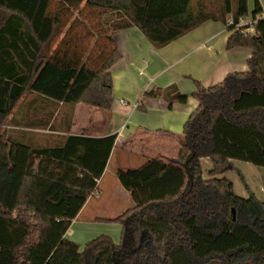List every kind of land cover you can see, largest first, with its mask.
Segmentation results:
<instances>
[{"label": "trees", "instance_id": "1", "mask_svg": "<svg viewBox=\"0 0 264 264\" xmlns=\"http://www.w3.org/2000/svg\"><path fill=\"white\" fill-rule=\"evenodd\" d=\"M49 1L31 0L30 10L0 0L14 11L0 27V125L28 91L110 110V68L121 59L112 34L120 29L136 26L160 48L207 20L242 30L236 25L248 15L247 0H217L214 7L209 0H62L68 5L64 18L47 13ZM262 11L255 0L253 30L243 34L254 46L248 72L228 73L208 89L192 79L197 106L183 125L177 158L117 169L133 201L109 219L122 226L117 243L101 234L80 250L64 237L97 190L115 133L69 134L53 147H31L0 133V264H264V202L252 193L237 195L229 179L218 177L235 168L231 160L264 168V74L257 68L259 58L264 63ZM31 30L37 39H28ZM103 30L111 48L90 58L75 41ZM59 34L62 40L48 55L46 46ZM143 96L169 106L187 100L175 84ZM204 156L212 164L208 179L202 178Z\"/></svg>", "mask_w": 264, "mask_h": 264}, {"label": "crops", "instance_id": "2", "mask_svg": "<svg viewBox=\"0 0 264 264\" xmlns=\"http://www.w3.org/2000/svg\"><path fill=\"white\" fill-rule=\"evenodd\" d=\"M9 1L14 8L31 10V0ZM258 1L263 11L257 18H261L264 17V0ZM254 2L247 0L250 18H243V22L252 20ZM67 6L65 1L50 0L47 13L59 12L66 18ZM82 6L76 9V15ZM13 14L14 11L0 3V27ZM22 22L27 21H16ZM252 30H230L219 21L207 20L156 48L136 26L123 28L112 34L121 59L110 68L114 97L110 110L82 102H58L32 91L19 99L9 115V125H0V133L9 126L8 137L11 140L31 147H53L63 145L69 134L89 137L116 134L105 169L97 181L96 193L87 198L71 221L64 234L66 239L78 244L80 250L87 241L101 234L109 235L115 243L120 241L122 226L109 219L131 207L133 201L130 193L119 183L117 169L137 168L149 159L167 163L177 158L180 149L178 138L182 136L189 114L197 106L191 96L195 90L192 79L208 89L222 83L228 73L248 72L254 46L245 41L243 34ZM30 38L37 39L32 30ZM61 40L62 34L53 37L45 48L46 53L51 55ZM257 68L264 74L261 58ZM170 84H175L180 93L187 96L184 103L175 102L169 106L163 98L143 96L152 88ZM231 162L240 179H229L226 172L218 177L229 179L234 191L237 186V195L248 197L252 193L264 202V198L259 197L251 186L255 179H261V184H264V168L244 161ZM200 163L202 178L208 179V171L212 168L210 159L201 157ZM261 188L264 195V187Z\"/></svg>", "mask_w": 264, "mask_h": 264}, {"label": "rangeland", "instance_id": "3", "mask_svg": "<svg viewBox=\"0 0 264 264\" xmlns=\"http://www.w3.org/2000/svg\"><path fill=\"white\" fill-rule=\"evenodd\" d=\"M217 3H218L217 0H209L208 1V6L214 7V6L217 5ZM75 11L76 10H74V13H75ZM86 12H87V9L85 8L83 10V14L86 13ZM249 15L250 14L248 12V15L246 16V18H250ZM87 23H89V22L87 21ZM87 23L86 22H83V25L78 26L76 28V30H78L77 32H78L79 35L80 34L83 35V33H84V25L86 26ZM73 31H75V29ZM97 35L99 37H97L96 35L92 36V35L86 34L82 40H78L77 39L75 41V43L79 44L78 47L79 48L82 47V50H84L86 52V54H88L90 56V58L91 57H95L100 52H102V55H104L111 48V44H110L109 40L106 38V32H105V30L100 31L99 33H97ZM103 46H105L104 49H103ZM112 99H113L112 100V104H113V101H114L113 94H112ZM124 101L126 103V100H124ZM8 118H9V116H8ZM8 118H7L6 122H5V124L7 123V125H9V123H8L9 119ZM118 125H119V123H118ZM2 134H4L5 137L6 136L8 137V134H9V126H6V128L4 129V131H3ZM226 176L229 179H236V178H239L240 179V176H239V174H238V172H237L236 169L227 170L226 171ZM254 177L256 178V176H254ZM208 178H209V176H208ZM251 186L256 190L255 193L259 194V197L264 198V195L261 194L263 192V190H261L262 189L261 187H264V184H261V179L252 180ZM242 187H244V185ZM235 191H237V192L239 191L238 188H237V186L235 187Z\"/></svg>", "mask_w": 264, "mask_h": 264}, {"label": "built area", "instance_id": "4", "mask_svg": "<svg viewBox=\"0 0 264 264\" xmlns=\"http://www.w3.org/2000/svg\"><path fill=\"white\" fill-rule=\"evenodd\" d=\"M254 21L255 20H251L250 22H243V18H241L239 20V22L237 23L236 28L241 27V28H248V29L252 30L253 29V25H254ZM228 23L232 24V20L229 19ZM95 193H96V191L93 194H95Z\"/></svg>", "mask_w": 264, "mask_h": 264}, {"label": "water", "instance_id": "5", "mask_svg": "<svg viewBox=\"0 0 264 264\" xmlns=\"http://www.w3.org/2000/svg\"><path fill=\"white\" fill-rule=\"evenodd\" d=\"M194 152L185 160V162H184V167H186L187 166V163L189 162V160H191L193 157H194ZM188 176H189V179H190V182L192 181L191 180V176H190V174L188 173ZM232 212H233V210H232Z\"/></svg>", "mask_w": 264, "mask_h": 264}]
</instances>
